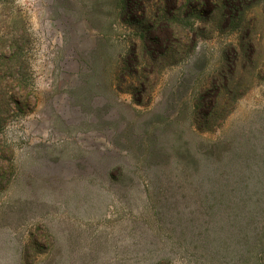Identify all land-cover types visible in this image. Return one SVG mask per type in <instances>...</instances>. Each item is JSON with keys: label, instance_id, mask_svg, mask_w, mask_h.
<instances>
[{"label": "rangeland", "instance_id": "obj_1", "mask_svg": "<svg viewBox=\"0 0 264 264\" xmlns=\"http://www.w3.org/2000/svg\"><path fill=\"white\" fill-rule=\"evenodd\" d=\"M132 4L0 0V264H264V0L226 24L201 0ZM165 32L182 40L155 47L137 77L126 75L132 45ZM14 38L23 44L16 73L1 54ZM232 67L234 109L198 131L196 99ZM106 102L107 116L171 150L228 141L249 210L214 219L175 207L160 218L149 175L134 170L140 160L114 148L97 120ZM98 149L123 155L111 161L129 163L127 182L90 175L106 160Z\"/></svg>", "mask_w": 264, "mask_h": 264}, {"label": "trees", "instance_id": "obj_2", "mask_svg": "<svg viewBox=\"0 0 264 264\" xmlns=\"http://www.w3.org/2000/svg\"><path fill=\"white\" fill-rule=\"evenodd\" d=\"M193 1L196 0H186V6H192ZM256 1L258 0H201V3L209 8L215 7L218 15L222 18V22L224 21L226 24L231 20L240 19L252 2ZM134 4L141 9L144 0H133V7ZM200 16L202 15L200 14ZM162 30L163 32L166 31L164 26H162ZM177 40L181 41V36L171 32L143 35L140 44L134 43L132 45L130 57L126 63L130 67H136V65L146 61L148 54L155 47L168 51ZM22 45L19 38H14L7 44V49L5 48L1 52L2 56L7 52L11 54L8 62H12V64L6 65H8L9 71L15 70V72L12 71L13 73H16V69L21 67L18 55ZM252 50H254V46L250 45V51ZM243 58V46H240L239 50L233 49L232 59L236 63ZM151 59V63L154 64V58ZM135 67L132 73L127 74L125 72V74L136 75L137 77L139 68ZM230 73V75L226 74L223 77L221 75L214 77L212 84L196 99L193 105L196 111L192 121L198 131L203 132L211 129L214 119H217L216 116H219L221 112H226L227 115L234 109L237 96L231 100L226 91L231 92L229 84L233 81V77H236V68L232 67ZM1 75L0 72V77H2ZM17 82L18 87L13 86L15 94L24 90L21 80L18 79ZM16 87L18 88L17 91H15ZM107 107L106 102V106L97 111V120L103 124L107 136L113 132L108 141L114 148H119L140 160V164L134 170L149 175L148 192L151 201L149 207L158 216L161 214L160 218L164 216L165 212L168 213L170 210L174 212L175 207H179L181 211L190 214H209L214 219L216 215L224 217L223 215L227 214L229 217L234 210L240 214L247 210L250 199L245 195L238 194L236 184L239 181L238 175L243 173V165L242 163H231L233 159L228 141L221 140L208 145L202 142L197 148L186 146L183 150H171L160 141L158 134H150L146 129L137 131L135 126L124 124L120 117L107 116L111 111V108ZM98 151L101 158L106 160L98 167L93 166L90 175L98 176L109 184L119 181L127 182L128 174L133 171L129 163L125 161L113 163L111 161L113 158H122L123 155L120 156L116 150L101 151L98 149ZM115 186L118 188V185L115 184ZM124 186L122 189L125 190L124 195H127L128 189ZM261 202L259 200V203ZM185 221H193L194 223L195 220L194 217H190ZM209 221L211 220L209 219ZM46 264L50 263L47 262Z\"/></svg>", "mask_w": 264, "mask_h": 264}]
</instances>
